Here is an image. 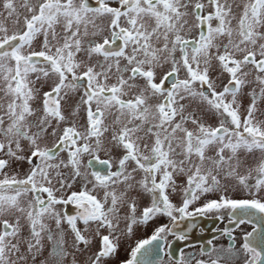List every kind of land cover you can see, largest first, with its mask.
I'll use <instances>...</instances> for the list:
<instances>
[{
    "label": "snow or ice",
    "instance_id": "obj_1",
    "mask_svg": "<svg viewBox=\"0 0 264 264\" xmlns=\"http://www.w3.org/2000/svg\"><path fill=\"white\" fill-rule=\"evenodd\" d=\"M0 264H264V0H0Z\"/></svg>",
    "mask_w": 264,
    "mask_h": 264
},
{
    "label": "flooded vegetation",
    "instance_id": "obj_2",
    "mask_svg": "<svg viewBox=\"0 0 264 264\" xmlns=\"http://www.w3.org/2000/svg\"><path fill=\"white\" fill-rule=\"evenodd\" d=\"M246 102V101H245ZM242 195V194H237ZM189 223H195L197 227L193 229L191 232H188V240L186 241H174V248H185L186 251H194L198 252L200 244H206L207 240L213 239L214 236L218 237L219 233L216 231L218 228L224 226L227 223L217 221L214 217H197L194 221H184L182 222L180 228L177 231H186L187 225ZM247 230H251V225L244 226ZM151 229L141 230L138 233V236L150 235ZM170 240H174V238L169 237ZM213 243L217 246L224 245L227 246V240L224 237H219L218 239L213 240ZM193 245V247L189 248L187 245ZM123 251L121 252V258L124 257Z\"/></svg>",
    "mask_w": 264,
    "mask_h": 264
},
{
    "label": "rangeland",
    "instance_id": "obj_3",
    "mask_svg": "<svg viewBox=\"0 0 264 264\" xmlns=\"http://www.w3.org/2000/svg\"><path fill=\"white\" fill-rule=\"evenodd\" d=\"M247 102V101H246Z\"/></svg>",
    "mask_w": 264,
    "mask_h": 264
}]
</instances>
